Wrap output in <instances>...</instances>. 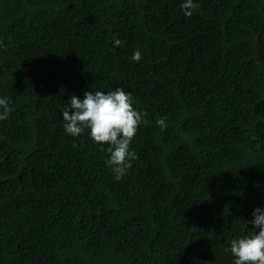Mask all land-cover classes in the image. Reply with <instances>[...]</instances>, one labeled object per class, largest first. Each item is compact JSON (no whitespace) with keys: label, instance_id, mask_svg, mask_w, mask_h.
<instances>
[{"label":"trees","instance_id":"16d2710c","mask_svg":"<svg viewBox=\"0 0 264 264\" xmlns=\"http://www.w3.org/2000/svg\"><path fill=\"white\" fill-rule=\"evenodd\" d=\"M181 2L0 0V264H234L264 206V0ZM117 87L144 113L120 180L62 119Z\"/></svg>","mask_w":264,"mask_h":264},{"label":"clouds","instance_id":"9594fccd","mask_svg":"<svg viewBox=\"0 0 264 264\" xmlns=\"http://www.w3.org/2000/svg\"><path fill=\"white\" fill-rule=\"evenodd\" d=\"M196 0H182L180 7L185 16H191L197 8ZM121 40L114 37V45L119 47ZM140 50L133 52L131 60H141ZM131 93L117 87L107 93L86 91L83 98L72 95L62 109L63 128L66 134L77 137L88 129L89 137L97 143H107L108 159L105 164L112 169L115 179L120 180L131 163L136 159L130 143L142 123L144 113L134 107ZM10 113L9 99L0 96V120L7 119ZM161 130L167 127L165 118L156 120ZM254 232L241 235L230 241V251L234 264H264V206L252 212Z\"/></svg>","mask_w":264,"mask_h":264}]
</instances>
